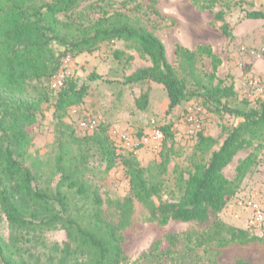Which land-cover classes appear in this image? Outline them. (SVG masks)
Instances as JSON below:
<instances>
[{
  "label": "rangeland",
  "instance_id": "374dc122",
  "mask_svg": "<svg viewBox=\"0 0 264 264\" xmlns=\"http://www.w3.org/2000/svg\"><path fill=\"white\" fill-rule=\"evenodd\" d=\"M43 1L49 0H39ZM251 10L264 12V0H87L68 15L75 24L84 26L104 14L120 13L138 21L161 40L168 62L180 77L185 72L176 59L177 46L191 52L199 46H209L221 61L218 78L232 83L237 94L229 106L238 107L243 99L251 106L256 100L264 102V20L245 19V12ZM218 12L224 13V20L232 30L230 37L221 33L222 22L215 18ZM147 66L148 59L134 44L121 41L101 44L96 51L74 59L64 58L60 68H64V76H73L79 84L86 85L88 93L81 105L67 110L61 122L53 116L51 104H42L24 161L35 175L37 188L48 193L55 191L59 172H82L77 179L89 197L94 191L99 194L103 218L112 224L121 221L118 204L129 192L124 168L117 164L107 171L91 140L94 129L85 131L78 125L82 119L95 118L97 124L107 129L117 155L131 156L150 176L162 180L161 194L153 202L175 200L173 172H187L194 153L196 140L190 132L201 131L217 140L213 151L223 140L222 128L235 126L238 121L226 114L213 113L199 98L183 102L167 114L168 99L161 85L125 83L129 75ZM195 68L198 74L209 73L210 59L198 55ZM91 74L101 79L90 81ZM47 91L48 82L32 81L26 86V98L36 99L40 92ZM143 94L147 101L141 107ZM164 127H169L170 134L164 144L155 147L150 133ZM253 151V148L240 151L223 170L224 176L235 180L237 167ZM255 152L256 162L237 185L236 194L217 214V219L225 225L247 231L251 241L192 252L193 236L204 231L214 216L203 225L179 222L159 225L151 219L148 209L134 200L128 222L120 230L121 246L127 257L121 264H156L151 254L157 256L166 250V237L170 234L179 237L182 246L177 245V254H168L163 264H180L177 258L188 264H264V148ZM165 158L168 161L163 164ZM61 191L68 190L62 187ZM68 196L73 203L75 196L70 192ZM248 202L257 204L261 220H254L255 211ZM77 204L83 208L92 205L86 198ZM0 236L8 246V254L13 253L23 264H49L52 246L63 247L67 241L65 231L59 226L34 235L11 227L2 214ZM186 236L192 240L188 242Z\"/></svg>",
  "mask_w": 264,
  "mask_h": 264
},
{
  "label": "trees",
  "instance_id": "16d2710c",
  "mask_svg": "<svg viewBox=\"0 0 264 264\" xmlns=\"http://www.w3.org/2000/svg\"><path fill=\"white\" fill-rule=\"evenodd\" d=\"M84 1L87 0H0V214L11 227L34 235L58 226L65 231L67 241L63 247L52 246L49 264H121L127 261L120 230L128 222L134 200L145 206L151 219L159 225L169 222L203 225L214 216L204 231L193 236L192 242L189 236L185 237L193 245L192 252L251 241L247 231L225 225L217 219V214L236 194L237 185L256 162L255 151L264 148V102L256 100L251 106L243 99L240 106H229L237 99V94L232 83L218 78L221 61L209 46H199L194 52L177 46L176 59L185 72V76L180 77L168 62L161 40L138 21L115 13L104 14L87 26L75 24L68 13ZM215 18L222 22L221 33L230 37L232 30L224 20V13H216ZM244 18L264 20V12L247 11ZM116 41L134 44L149 61V66L136 70L125 83L161 85L168 99L167 114L181 103L199 98L213 113L226 114L238 122L222 128L223 140L213 151L217 140L204 136L201 131L192 134L196 142L189 169L173 172L177 196L175 200L158 204L153 199L161 194L162 180L153 174L150 176L131 156L117 155L107 129L97 124L91 136L97 154L107 171L121 164L128 180V195L118 204L121 221L112 224L102 216L103 202L99 194L94 191L89 197L78 181L82 172H59L55 191L48 193L36 187L35 175L24 161L42 104H51L53 116L61 122L67 110L81 105L87 96V86L79 84L73 76L65 77L59 89L52 88L53 77L62 67L64 58L90 54L99 45ZM198 55L210 59L209 73H196ZM99 79L95 74L89 76L90 81ZM32 81L48 82L49 91L40 92L36 99H27L26 86ZM146 101L147 96L143 94L141 107ZM160 130L164 144L170 134L169 127ZM251 148L254 151L237 167L236 179H227L223 170L240 151ZM167 161L165 158L162 163ZM62 187L67 193L61 191ZM68 192L78 199L73 197L74 202L70 203ZM85 198L91 200L88 208L77 204ZM166 242L165 251L157 256L151 254L156 264H163L168 254H177V245L182 246L176 235H168ZM8 251L0 236V264H23ZM177 262L188 264L180 262L179 258Z\"/></svg>",
  "mask_w": 264,
  "mask_h": 264
},
{
  "label": "built area",
  "instance_id": "2783aa9c",
  "mask_svg": "<svg viewBox=\"0 0 264 264\" xmlns=\"http://www.w3.org/2000/svg\"><path fill=\"white\" fill-rule=\"evenodd\" d=\"M66 59H69V58H66ZM66 61V60H65ZM68 61V60H67ZM65 64V63H64ZM66 67V65L64 66V68ZM63 68V69H64ZM62 69V70H63ZM60 70L54 77H53V80H52V88L53 89H59L61 86H62V83H63V80H64V73L63 71ZM79 127L82 129V130H85V131H90V130H93L96 128L97 126V120L95 118H87V119H82L80 122H79ZM191 134H194L195 132L191 131L190 132ZM150 138L151 140L155 143V147H159L162 140H163V133L160 131V130H156V129H153L150 133ZM248 206H250L251 208L254 209L255 211V214H254V220L256 221H259L262 219V215L261 213L259 212L258 210V206L256 203L254 202H248L247 203Z\"/></svg>",
  "mask_w": 264,
  "mask_h": 264
}]
</instances>
